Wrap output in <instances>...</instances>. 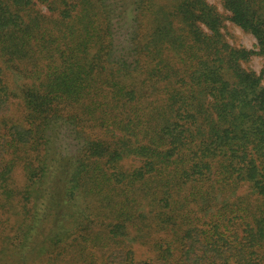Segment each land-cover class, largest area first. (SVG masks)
I'll use <instances>...</instances> for the list:
<instances>
[{"label":"trees","instance_id":"16d2710c","mask_svg":"<svg viewBox=\"0 0 264 264\" xmlns=\"http://www.w3.org/2000/svg\"><path fill=\"white\" fill-rule=\"evenodd\" d=\"M219 3L0 0V264H264V0Z\"/></svg>","mask_w":264,"mask_h":264},{"label":"rangeland","instance_id":"374dc122","mask_svg":"<svg viewBox=\"0 0 264 264\" xmlns=\"http://www.w3.org/2000/svg\"><path fill=\"white\" fill-rule=\"evenodd\" d=\"M208 3L215 5L217 9L220 11L221 6L219 3V0H206ZM226 32L228 41L230 44H234L236 46H242L247 49H253L255 48V39L252 35L243 32L240 28L237 26L229 23L228 21L225 22ZM126 38V29L123 28L120 32V41H124ZM126 41V40H125ZM261 58L257 56H252L249 61V66L255 71L259 72L261 67ZM264 82V81H263ZM60 147L62 150H64L67 153H71L75 149V142L67 135V134H60ZM0 225L5 226L4 222Z\"/></svg>","mask_w":264,"mask_h":264}]
</instances>
